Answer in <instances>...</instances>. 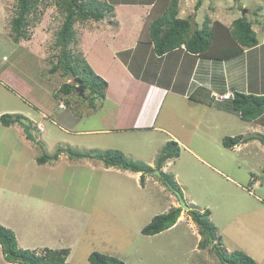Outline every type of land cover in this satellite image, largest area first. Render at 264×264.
<instances>
[{
    "label": "rangeland",
    "instance_id": "374dc122",
    "mask_svg": "<svg viewBox=\"0 0 264 264\" xmlns=\"http://www.w3.org/2000/svg\"><path fill=\"white\" fill-rule=\"evenodd\" d=\"M99 1L119 8L120 36L110 37L115 33L110 24L113 20L109 22L111 17L77 21L74 24L76 38L69 45L72 61L78 57L84 59L96 74L97 67L87 61L82 48L86 50L93 43L110 47L112 43L131 42L128 37L136 33L140 14L143 16L141 33L148 36L150 20L161 13L158 6L148 16L146 14L149 13L148 3L157 0H144V3H139L140 0ZM243 1L252 9L262 6L264 13V0ZM206 2L199 15L209 13L214 3H220V9L226 12L231 8H225L224 2L231 5L232 10L236 8L228 0ZM135 3H139L138 6L134 7ZM180 3L185 15L192 16L196 0H180ZM15 9L16 0H0V111L16 110L11 114L21 113L26 121L11 127L0 124V221L15 228L21 248L36 251L69 248L66 261L70 264H90L88 255L93 251L115 256L126 264H221L210 249L206 252L194 249L198 227L187 218V210L183 208L181 214L185 217L173 230L166 232V229L156 235L140 232L154 215L166 212L172 205L179 206L175 193L158 175H146L142 185L140 175L136 177L130 170L106 166L99 160L72 159L64 152L59 153L64 147L82 151L117 149L129 159L154 165L167 139L163 133L152 129L87 131L111 127L112 119L103 117L106 108H89V90L84 92V98L76 93L64 95L59 90L62 83L73 82V78L58 67L57 61L59 49L55 39L63 11L52 0L37 3L30 15V38L14 43L9 34ZM246 16L249 18L250 14ZM100 54V66L107 72L110 56L107 51ZM113 63L114 71L117 66ZM54 65L58 68L53 71ZM120 77L116 72L111 73V80ZM129 88L143 99V88L134 83ZM126 98L139 100L128 90ZM102 103L104 101L96 100L97 107ZM60 104L68 109H61ZM108 104L110 102L106 101L105 105ZM204 113L200 109L191 112L199 122L190 145L215 168L197 160L187 150H181L164 172L176 180L185 198L193 199L197 207L208 206L210 220L221 237L223 248L228 252L244 251L257 264H264V126L239 118H231L227 123V116L216 113L212 127L213 121ZM136 114L141 115L140 125H145L148 119L144 120L141 112L135 113L134 118ZM162 116L165 123L172 119L170 113H160L158 120ZM202 120L209 123L206 130ZM177 122L172 121V126L179 131ZM21 123L30 126L33 139L25 135ZM215 126L223 135L232 132L254 138L237 145L239 149L226 148L221 143L223 135L212 139ZM17 135L24 141L18 143ZM203 137L208 141H202ZM42 155L50 158L40 163L38 158Z\"/></svg>",
    "mask_w": 264,
    "mask_h": 264
},
{
    "label": "trees",
    "instance_id": "16d2710c",
    "mask_svg": "<svg viewBox=\"0 0 264 264\" xmlns=\"http://www.w3.org/2000/svg\"><path fill=\"white\" fill-rule=\"evenodd\" d=\"M42 1L46 0H16L15 15L10 20L9 34V38L14 43H18L21 39L30 38V34L28 33V27L31 23L30 15L35 11L37 3ZM52 1L64 13L55 39V46L59 49L57 56L58 67L60 66L66 74L73 78V82L62 83L59 90L68 96L72 95V93L78 94L75 90L77 83L74 82V78H77L82 82L83 94L86 89L91 94L88 100L89 108H95L96 100H104L105 98L107 81L96 74L84 59L81 60L82 58L78 57L75 58V60H78L72 61V51L69 49V45L76 38L75 22H83L89 19L100 21L105 17H112L113 7L109 3H103L99 0ZM157 2L158 0L148 3L153 4L154 10L158 6H161V13L154 15L148 25V38L153 44V50L156 55H163L183 45L187 51L200 57L222 60L229 59L242 52L245 48H251L257 44L256 35L251 27V23L244 16L234 19L228 28L218 21H212L206 16L202 21L201 27H198L193 16H179V0H162L156 5ZM139 3H142V1ZM200 4L201 0H196L195 8L197 9ZM80 61L84 63L82 64ZM58 67L54 65L52 70L54 71ZM230 93H232V96L227 98V100H231L233 109L239 112L242 120L252 121L254 124L264 126V94ZM80 97L84 98V95ZM190 99L194 100L195 96L191 95ZM25 119L26 117L21 113H3L0 115V124L7 127L10 124L21 122ZM28 128H30L29 125ZM251 138H254V136L244 137L243 134L233 137L224 136L221 143L226 148H233L237 143L246 142ZM262 142L264 144V139ZM61 152L68 154L72 159L99 160L106 166L140 172V182L142 185L145 182V176L157 170L160 172L158 177L170 188L178 190L182 197H184L176 180L162 170L163 164L168 159L179 156V145L174 140H169L161 149L154 160V167L142 161L129 159L122 151L117 149L82 151L64 147L59 149V153ZM57 156L58 153L53 155V158L56 159ZM49 158L47 155H42L38 158V161L43 163ZM184 200L186 201L185 198ZM181 211L182 209L179 206L172 205L166 212L154 215L141 228L140 232L143 235H156L171 228L176 224ZM187 214L197 225V231L201 235L198 247L210 249V252H214L219 258L221 264H225V261L232 264H257L244 251L234 250L228 252L222 247L221 237L210 220V210L208 208L201 209L193 204H189ZM0 245L5 259L10 262L20 264H70L66 261L70 251L69 248H43L41 251L20 248L14 231L1 223ZM88 260L90 264H126L115 256L96 251L88 255Z\"/></svg>",
    "mask_w": 264,
    "mask_h": 264
},
{
    "label": "crops",
    "instance_id": "0c3cea01",
    "mask_svg": "<svg viewBox=\"0 0 264 264\" xmlns=\"http://www.w3.org/2000/svg\"><path fill=\"white\" fill-rule=\"evenodd\" d=\"M141 1L144 3V0H140V2ZM228 1H231L232 4L234 3L236 5L234 10H232V6L227 5L226 2H224L226 4L225 8H231L229 12H226L225 9H220V3H214V5L212 4L211 11H209V13L203 11V13L206 14L199 15L198 12L200 8L207 3L206 0H201V4L197 10L194 5L192 16L194 15L193 17L198 27H201L202 21L206 16H208L212 21H218L227 28L231 26V23L234 19L242 16H244L251 23V27L255 32L257 39L256 46L245 48L242 52L229 59L217 60L200 57L197 54L187 51L183 45L163 55H156L153 50V44L149 40L148 36L141 33V20H143L142 14H140L138 18L140 23L136 26V33L134 32L133 35L128 37V41L131 42L120 43V45L112 43L110 47L105 43H93L92 46H88L86 50L82 48L81 51H83V54H85L84 57H87V61L89 60V63L92 65V67H97L98 70H96V68L94 69L99 74V76L108 81L105 91V98L102 100L104 103L99 104L98 107L95 106V108L92 110L106 108L107 112L103 117L107 116L112 119L111 127L87 131L110 133L113 131L131 129H152L153 131L163 133L166 136V142L169 140L176 141L179 145L180 151L187 150V152L194 156L197 160L203 161L204 163L212 166L209 162H207L206 158L204 159L190 145L192 140L196 137L199 122L198 119L191 116V112L195 109H200L201 111L205 112L204 115L208 113L210 120L213 121L212 127L214 121L216 120L215 117L217 114L227 116V123L231 118H239L241 121H244L240 118L239 112L233 109L231 100L219 99L218 96L228 92H242L256 95L264 94L263 8L262 6H253L252 9L249 7V5H246L243 0ZM138 4L139 3H135L134 7L138 6ZM153 7V4H148L146 6L147 12H149L146 13L147 16L150 14V11L153 10L151 9ZM243 8H245V10L242 11ZM118 9L119 8L117 7H113V16L109 20V22H112L113 20V24L110 23L114 28L113 30H115V33L110 36L113 39H115L117 36H120V29L122 28V23L120 22L117 13ZM129 9L130 8H128V10ZM258 12H260V14H258ZM246 13L250 14L249 18L246 16ZM179 16H187L185 15V11L182 9L180 0ZM200 19L202 20L199 21ZM101 51H107L110 56V62H107L109 68L106 70L107 72H103V69L100 66V60L102 58V54H100ZM113 62H115L117 66L114 71L112 70L114 67ZM109 72H116L117 74L121 75L119 78L121 80H111V73L109 74ZM133 83L135 85H139V87L145 90L143 99L137 96L133 91L131 92L129 90L130 84ZM127 90L132 96L138 98L139 100L129 99L128 101L126 98ZM191 95L195 96L194 100L190 99ZM64 101L66 104L68 103V101ZM106 101L110 102V105H105ZM59 106L61 109L67 108L65 106L63 107V104H60ZM7 112H16V110H7ZM140 112L143 114L144 120L148 119V121H144L146 123L143 126L138 122V120L141 119V115L136 114V117L134 118V114ZM212 112H215V114L210 115L209 113ZM1 113H4V111L1 110L0 114ZM160 113H170V118H172L171 121L165 123L163 120L164 116L160 117L158 120ZM29 114L30 112L27 113V115ZM42 115L44 114L42 113ZM29 120L37 122L34 119ZM172 121L173 123L178 121L177 125L181 130H175L172 126ZM202 121L205 123L206 130L207 127H209V123H207L205 120ZM246 122L253 123L252 121ZM195 123L197 124V127L194 126ZM14 124L17 123L10 124L7 127H11ZM129 124L134 126H130ZM218 129L219 128L216 126L214 127V133L213 135L211 134L212 139H219L220 136L223 135V132L217 131ZM205 134L207 135V132H205ZM235 135L238 134L227 132L222 136V138L224 136L233 137ZM243 135L246 137V134ZM15 139L18 143L22 142V140L24 141L23 138L19 139L18 135ZM201 140L208 141L207 138L204 137L201 138ZM247 142L248 140L244 143ZM240 144H243V142L237 143L233 148L239 149L240 146L237 145ZM176 158L177 157L168 159L163 164L162 170L164 171L167 165ZM150 166L154 167L152 164ZM216 170L220 171L219 169ZM133 174L136 177H139L140 172H134ZM185 199L189 204L195 205L193 199ZM207 207L208 206L206 205L203 208ZM199 208L203 209L202 207ZM187 216V218H190L189 215ZM184 217V214H180L176 224L167 229L166 232L176 228L177 225L180 224L181 219ZM190 219V224H193ZM0 223L10 227L12 230H14V233H16L15 228H13L11 225L4 224L1 221ZM194 235V249L199 250L198 241L200 240L201 235L198 233V231H195ZM16 239L18 246L21 248L17 233ZM207 250L208 249L205 248L202 249L201 252H206ZM0 262L2 264H20L17 262L7 261L4 257L1 245Z\"/></svg>",
    "mask_w": 264,
    "mask_h": 264
},
{
    "label": "water",
    "instance_id": "95a60500",
    "mask_svg": "<svg viewBox=\"0 0 264 264\" xmlns=\"http://www.w3.org/2000/svg\"><path fill=\"white\" fill-rule=\"evenodd\" d=\"M74 82L77 83L75 90L78 92L79 96H83L84 94H83V85H82V82L79 79H77V78H74ZM22 125H23L24 131H25V135L27 137H29V139H33L32 135H31V133L29 131L28 126L27 125H24V124H22ZM154 173H155V175H158V176L160 175V172L159 171H154ZM172 191L175 193V195H176V197L178 199L179 207L181 209L183 208L184 210H188L189 209V206L186 203V201L184 200V198L182 197V195L180 194V192L178 190H176V189H172ZM225 264H232V263H229V262H226L225 261Z\"/></svg>",
    "mask_w": 264,
    "mask_h": 264
},
{
    "label": "built area",
    "instance_id": "2783aa9c",
    "mask_svg": "<svg viewBox=\"0 0 264 264\" xmlns=\"http://www.w3.org/2000/svg\"><path fill=\"white\" fill-rule=\"evenodd\" d=\"M231 96H232V93L228 92V93H225V94H223V95L218 96V98H219V99H222V98L227 99V98H229V97H231Z\"/></svg>",
    "mask_w": 264,
    "mask_h": 264
},
{
    "label": "clouds",
    "instance_id": "9594fccd",
    "mask_svg": "<svg viewBox=\"0 0 264 264\" xmlns=\"http://www.w3.org/2000/svg\"><path fill=\"white\" fill-rule=\"evenodd\" d=\"M184 198V197H183ZM186 203H187V201H186ZM188 204V203H187ZM188 206H189V204H188Z\"/></svg>",
    "mask_w": 264,
    "mask_h": 264
}]
</instances>
